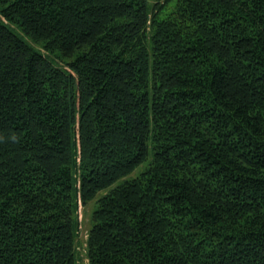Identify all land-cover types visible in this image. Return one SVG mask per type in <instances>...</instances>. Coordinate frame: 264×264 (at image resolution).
Returning <instances> with one entry per match:
<instances>
[{
    "label": "trees",
    "instance_id": "trees-1",
    "mask_svg": "<svg viewBox=\"0 0 264 264\" xmlns=\"http://www.w3.org/2000/svg\"><path fill=\"white\" fill-rule=\"evenodd\" d=\"M0 264H264V0H0Z\"/></svg>",
    "mask_w": 264,
    "mask_h": 264
},
{
    "label": "rangeland",
    "instance_id": "rangeland-1",
    "mask_svg": "<svg viewBox=\"0 0 264 264\" xmlns=\"http://www.w3.org/2000/svg\"><path fill=\"white\" fill-rule=\"evenodd\" d=\"M146 165L143 164L140 167L136 168L131 174L128 175V178L131 177H135L138 175V173L140 171H142V169L144 168V166ZM103 192H99L95 199H93L88 206L80 209L79 211V218H80V234H79V238H80V244L79 246H81L83 248V246L85 245V235H86V231L88 229L89 223H90V213L94 210V208L96 207V200L99 196L102 195ZM80 253L81 255L83 254V251L80 249ZM84 259V258H83Z\"/></svg>",
    "mask_w": 264,
    "mask_h": 264
}]
</instances>
